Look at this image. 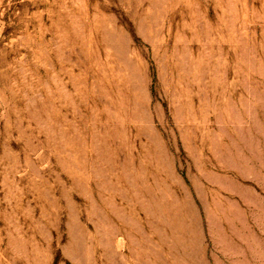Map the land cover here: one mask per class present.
Segmentation results:
<instances>
[{
    "label": "rangeland",
    "instance_id": "obj_1",
    "mask_svg": "<svg viewBox=\"0 0 264 264\" xmlns=\"http://www.w3.org/2000/svg\"><path fill=\"white\" fill-rule=\"evenodd\" d=\"M0 264H264V0H0Z\"/></svg>",
    "mask_w": 264,
    "mask_h": 264
}]
</instances>
